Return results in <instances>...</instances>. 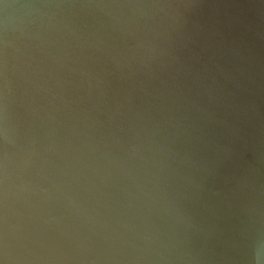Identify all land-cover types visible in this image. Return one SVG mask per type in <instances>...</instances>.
<instances>
[{
  "label": "water",
  "instance_id": "95a60500",
  "mask_svg": "<svg viewBox=\"0 0 264 264\" xmlns=\"http://www.w3.org/2000/svg\"><path fill=\"white\" fill-rule=\"evenodd\" d=\"M0 264H264V0H0Z\"/></svg>",
  "mask_w": 264,
  "mask_h": 264
}]
</instances>
